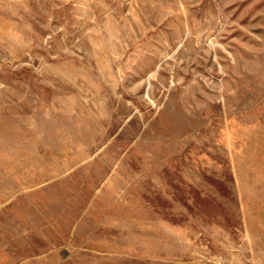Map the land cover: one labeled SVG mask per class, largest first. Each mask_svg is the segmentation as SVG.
Instances as JSON below:
<instances>
[{"label":"rangeland","instance_id":"obj_1","mask_svg":"<svg viewBox=\"0 0 264 264\" xmlns=\"http://www.w3.org/2000/svg\"><path fill=\"white\" fill-rule=\"evenodd\" d=\"M0 264H264V0H0Z\"/></svg>","mask_w":264,"mask_h":264}]
</instances>
